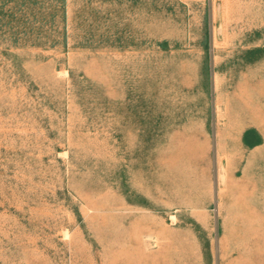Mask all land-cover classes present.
Returning a JSON list of instances; mask_svg holds the SVG:
<instances>
[{"label": "rangeland", "instance_id": "374dc122", "mask_svg": "<svg viewBox=\"0 0 264 264\" xmlns=\"http://www.w3.org/2000/svg\"><path fill=\"white\" fill-rule=\"evenodd\" d=\"M0 264H264V0H0Z\"/></svg>", "mask_w": 264, "mask_h": 264}]
</instances>
